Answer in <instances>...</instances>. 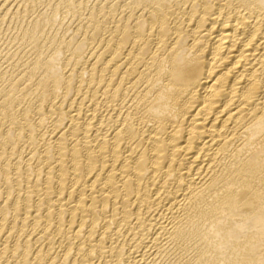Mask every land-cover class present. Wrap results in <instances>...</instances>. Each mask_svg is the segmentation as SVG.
Wrapping results in <instances>:
<instances>
[{"label": "bare ground", "instance_id": "obj_1", "mask_svg": "<svg viewBox=\"0 0 264 264\" xmlns=\"http://www.w3.org/2000/svg\"><path fill=\"white\" fill-rule=\"evenodd\" d=\"M0 264H264V0H0Z\"/></svg>", "mask_w": 264, "mask_h": 264}, {"label": "rangeland", "instance_id": "obj_2", "mask_svg": "<svg viewBox=\"0 0 264 264\" xmlns=\"http://www.w3.org/2000/svg\"><path fill=\"white\" fill-rule=\"evenodd\" d=\"M62 24H63V25L65 24V20H64V22H61V25H60V27H62V26H63Z\"/></svg>", "mask_w": 264, "mask_h": 264}]
</instances>
